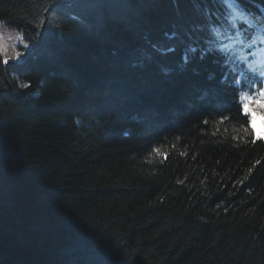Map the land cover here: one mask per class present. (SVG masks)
I'll list each match as a JSON object with an SVG mask.
<instances>
[{
	"label": "trees",
	"instance_id": "16d2710c",
	"mask_svg": "<svg viewBox=\"0 0 264 264\" xmlns=\"http://www.w3.org/2000/svg\"><path fill=\"white\" fill-rule=\"evenodd\" d=\"M241 4L0 0L22 53L0 62V264H264V139L233 82L264 0Z\"/></svg>",
	"mask_w": 264,
	"mask_h": 264
},
{
	"label": "snow or ice",
	"instance_id": "6c2138e0",
	"mask_svg": "<svg viewBox=\"0 0 264 264\" xmlns=\"http://www.w3.org/2000/svg\"><path fill=\"white\" fill-rule=\"evenodd\" d=\"M221 6L225 10V16L227 18L229 12L235 13V14H241L240 10L242 9L241 0H220ZM47 11V9H44ZM42 23V22H41ZM264 26V25H262ZM17 38L23 42L24 36L21 32H17ZM10 39V37H5L2 33H0V62L4 64H8L10 59H18L22 53L15 49L14 45H10L7 43V41ZM227 39L233 40L235 39L234 36H228ZM244 40H247V44H244ZM244 40H241V44L245 47L251 48L252 45L256 43L255 38H250L245 36ZM29 45L27 43H24V47L27 48ZM11 47L13 50V55L9 56L8 54V48ZM171 50V49H170ZM239 59L245 60L246 57H240ZM234 71V69H232ZM254 71V70H253ZM261 76H264V72L260 73ZM234 83H240L239 80L233 78ZM23 88L29 87L28 84L22 83L20 85ZM248 91H240L239 92V99L242 102L244 115L249 117L248 123L251 124V116L253 112H258L264 110V82H255L250 83L248 86ZM254 106V107H253ZM224 119H227V117H224ZM223 122V120H221ZM207 123V121H205ZM245 134H249V130L247 128H244ZM237 139H240L241 137H235ZM159 155H161L164 159H167V153H160L159 149H154ZM182 155L184 153H181ZM179 183H182V181H178Z\"/></svg>",
	"mask_w": 264,
	"mask_h": 264
},
{
	"label": "rangeland",
	"instance_id": "374dc122",
	"mask_svg": "<svg viewBox=\"0 0 264 264\" xmlns=\"http://www.w3.org/2000/svg\"><path fill=\"white\" fill-rule=\"evenodd\" d=\"M239 71H237V75H236L235 79L239 80L240 83H234V84L239 88L238 102L241 105L242 110H243L242 102L239 99V92L240 91H248L249 90V88H248L249 84L255 83L258 80H253V78L251 79L248 77V74H244V73L241 74V72H239ZM259 82H264V76L260 78ZM243 83L246 84V87H242ZM250 126L253 130L255 137L264 139V110L252 113Z\"/></svg>",
	"mask_w": 264,
	"mask_h": 264
},
{
	"label": "bare ground",
	"instance_id": "6f19581e",
	"mask_svg": "<svg viewBox=\"0 0 264 264\" xmlns=\"http://www.w3.org/2000/svg\"><path fill=\"white\" fill-rule=\"evenodd\" d=\"M258 30H260V29H258ZM252 38H255L256 39V37H252Z\"/></svg>",
	"mask_w": 264,
	"mask_h": 264
}]
</instances>
